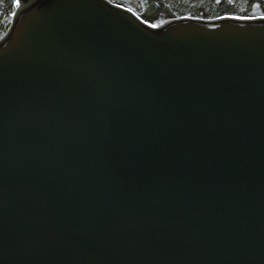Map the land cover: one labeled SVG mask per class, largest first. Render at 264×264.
Returning <instances> with one entry per match:
<instances>
[{
    "label": "water",
    "instance_id": "obj_1",
    "mask_svg": "<svg viewBox=\"0 0 264 264\" xmlns=\"http://www.w3.org/2000/svg\"><path fill=\"white\" fill-rule=\"evenodd\" d=\"M14 13L0 264H264L262 15L153 24L105 0Z\"/></svg>",
    "mask_w": 264,
    "mask_h": 264
},
{
    "label": "trees",
    "instance_id": "obj_2",
    "mask_svg": "<svg viewBox=\"0 0 264 264\" xmlns=\"http://www.w3.org/2000/svg\"><path fill=\"white\" fill-rule=\"evenodd\" d=\"M133 9L144 20L160 24L171 18L190 15L216 18L225 15H264V0H112ZM260 5L259 10L253 5ZM16 6L13 0H0V38L7 32L12 22Z\"/></svg>",
    "mask_w": 264,
    "mask_h": 264
},
{
    "label": "snow or ice",
    "instance_id": "obj_3",
    "mask_svg": "<svg viewBox=\"0 0 264 264\" xmlns=\"http://www.w3.org/2000/svg\"><path fill=\"white\" fill-rule=\"evenodd\" d=\"M105 2L106 3H109V4H111L112 3V0H105ZM220 2V0H217V3H219ZM228 2L229 3H233L234 2V0H228ZM13 4L16 6V7H19V5H20V0H13ZM117 7H119V5H117ZM253 7H254V9H256L257 11L259 10V8H260V5H253ZM12 15H15V13H12ZM231 19H237V20H239V19H245V20H248V19H254L255 18V16L253 15V16H246V17H230ZM261 19H264V15H262L261 17H260ZM151 27H156L155 25H151Z\"/></svg>",
    "mask_w": 264,
    "mask_h": 264
}]
</instances>
